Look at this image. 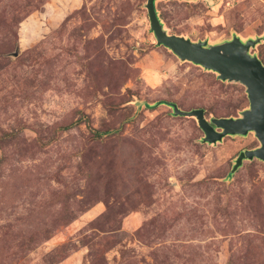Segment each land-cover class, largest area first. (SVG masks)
Instances as JSON below:
<instances>
[{
	"label": "rangeland",
	"instance_id": "1",
	"mask_svg": "<svg viewBox=\"0 0 264 264\" xmlns=\"http://www.w3.org/2000/svg\"><path fill=\"white\" fill-rule=\"evenodd\" d=\"M147 0H0V264H264L246 88L156 44ZM170 34L260 38L264 0H156Z\"/></svg>",
	"mask_w": 264,
	"mask_h": 264
},
{
	"label": "water",
	"instance_id": "2",
	"mask_svg": "<svg viewBox=\"0 0 264 264\" xmlns=\"http://www.w3.org/2000/svg\"><path fill=\"white\" fill-rule=\"evenodd\" d=\"M154 1L147 0L150 29L157 45L170 50L179 60L188 61L217 74L220 80L236 81L246 88L249 107L238 117H212L207 119L202 108L182 110L170 103L172 113L194 117L203 131V142L216 143L227 135H246L253 132L259 141L255 148L238 153L232 171L244 160L256 158L264 162V64L250 52L260 40H241L233 36L230 40L208 44L206 40H192L182 35L170 34L158 18Z\"/></svg>",
	"mask_w": 264,
	"mask_h": 264
},
{
	"label": "trees",
	"instance_id": "3",
	"mask_svg": "<svg viewBox=\"0 0 264 264\" xmlns=\"http://www.w3.org/2000/svg\"><path fill=\"white\" fill-rule=\"evenodd\" d=\"M263 63V62H262ZM160 103H165L166 105H170V102H167V101H163V100H161V101H157V102H155L153 105H150V107H154L156 104H160Z\"/></svg>",
	"mask_w": 264,
	"mask_h": 264
},
{
	"label": "clouds",
	"instance_id": "4",
	"mask_svg": "<svg viewBox=\"0 0 264 264\" xmlns=\"http://www.w3.org/2000/svg\"><path fill=\"white\" fill-rule=\"evenodd\" d=\"M154 3H155V1H154ZM155 7H156V5H155ZM164 47V46H163ZM167 49V48H166Z\"/></svg>",
	"mask_w": 264,
	"mask_h": 264
},
{
	"label": "flooded vegetation",
	"instance_id": "5",
	"mask_svg": "<svg viewBox=\"0 0 264 264\" xmlns=\"http://www.w3.org/2000/svg\"><path fill=\"white\" fill-rule=\"evenodd\" d=\"M255 147H257V146H255ZM255 147H254V148H255ZM234 162H235V159H234Z\"/></svg>",
	"mask_w": 264,
	"mask_h": 264
}]
</instances>
